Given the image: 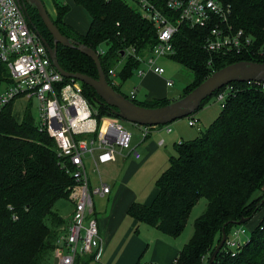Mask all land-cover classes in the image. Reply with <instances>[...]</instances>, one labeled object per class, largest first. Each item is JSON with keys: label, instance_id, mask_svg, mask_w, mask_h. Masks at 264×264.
I'll use <instances>...</instances> for the list:
<instances>
[{"label": "trees", "instance_id": "obj_1", "mask_svg": "<svg viewBox=\"0 0 264 264\" xmlns=\"http://www.w3.org/2000/svg\"><path fill=\"white\" fill-rule=\"evenodd\" d=\"M218 1L223 18L215 20L216 24L227 31L241 29L251 36L252 45L249 51L210 53L204 47L207 28L181 24L173 36L175 53L170 57L191 72V80L181 95L227 64L241 60L264 63V0ZM73 2L83 7L91 18L85 33L77 32L63 21L68 5L55 3L52 20L62 34L79 43L93 49L102 43L107 45L98 56L109 82L112 81L108 69L114 68L122 52L134 47L143 54L156 41L152 23L125 0ZM27 15L52 45L51 35L33 6L27 5ZM56 56L64 70L97 77L94 61L77 48L59 43ZM139 63L128 55L117 76L130 77ZM10 79L8 67L0 62V90ZM81 83L85 96L100 114L116 116L90 85ZM228 83L234 89L226 94L220 111L205 130L174 142L176 153L169 154L167 166L156 177L157 192L152 201L149 204L133 201L127 208V213L138 221L177 236L193 204L201 196L206 198L205 207L194 218L192 233L173 264H206L220 239L222 227L226 238L212 264H264V214L234 252L226 244L235 226L245 227V221L239 224L235 221L241 217L248 220L264 202V87L253 80ZM112 85L120 90L115 83ZM224 86L204 98L197 110L205 99ZM125 95L149 106L171 100L165 96L138 99ZM12 101L0 108V264H44L63 231H59L60 225L67 222L55 203L68 197V186L74 178L61 167L55 142L38 128L30 105L22 114L14 113ZM197 110L187 116H194ZM97 263L91 254H78L75 258V264ZM134 264L154 263L138 258Z\"/></svg>", "mask_w": 264, "mask_h": 264}, {"label": "built area", "instance_id": "obj_2", "mask_svg": "<svg viewBox=\"0 0 264 264\" xmlns=\"http://www.w3.org/2000/svg\"><path fill=\"white\" fill-rule=\"evenodd\" d=\"M132 2L139 9L141 17L154 26L156 39L152 48L143 54L137 53L134 47L127 49L128 55L145 66L137 69L138 75H143L146 70L159 75L164 73L158 60L174 55L172 39L181 24L207 28L204 47L210 53L249 51L252 45L251 36L241 29L227 31L216 24L215 20L223 18L218 0ZM95 51L98 55L104 53L100 48ZM0 62L6 64L11 77V81L0 90V108L21 94L34 96L36 124L53 138L56 152L61 158V167L74 178V182L68 186L72 210L54 247L57 264H75L78 254H91L92 259L99 262L102 244L97 219L93 214V194H105L110 186L101 179L97 184H92L87 164L90 162L93 170L98 171L99 163L114 160L118 154L139 157V151L134 145L131 146L132 133L118 120L109 118L104 133L98 136L101 119L98 108L85 96L79 79L64 77L55 69L45 45L25 14L21 0H0ZM115 73V68L108 69L111 84L114 83L112 77ZM253 81L260 82L264 87V81ZM165 83L172 85L173 81L167 77ZM224 85L215 94L221 105L226 94L234 89L231 83ZM128 94L133 97L134 90ZM187 118L190 125L198 126L196 116ZM138 126L143 139L161 124ZM165 129L170 130L168 124ZM244 235L245 227L242 225L231 230L226 244L232 252L245 240Z\"/></svg>", "mask_w": 264, "mask_h": 264}, {"label": "crops", "instance_id": "obj_3", "mask_svg": "<svg viewBox=\"0 0 264 264\" xmlns=\"http://www.w3.org/2000/svg\"><path fill=\"white\" fill-rule=\"evenodd\" d=\"M59 5H68L69 7L68 11L63 15V21L77 32L82 34L85 33L91 21L87 11L83 7L75 4L73 0H68L66 3ZM72 7L81 8L80 10H84V12L88 14V21L84 26L73 22V20L76 19V11H72ZM144 67L143 64H139L132 73V75L135 74L136 77L139 78L138 81L142 83L138 92H141L142 96L144 94V99L163 96L169 97L167 95L165 77L151 70H146L143 75L137 74V69ZM116 77L117 72L115 76L112 77L115 84H117ZM152 78L159 79L161 84L159 86L156 85L153 83ZM131 90H134V96L137 98L136 91L138 90V85H133L128 93H130ZM194 116L198 115L194 113ZM212 116V114L209 115L208 122L214 118ZM198 121L200 120L198 119ZM182 122L185 123V120L176 118L172 124H168L170 130H166L165 126H159L152 130L153 134L150 132L143 139L135 140L136 144L142 143L146 147L144 152H140L137 149L140 153L139 157H135L132 154H118L114 160L103 163L107 166L116 165L115 170L108 174L106 179L102 178L99 169L96 172V176L90 177L92 184H97L99 179H101L110 186V190L105 194H93L99 197L96 204L93 198V214L97 219L98 231L102 244L101 258L97 264H134L138 258L148 260L154 264H173L180 248L188 238L187 234L185 233L183 236L182 234L181 236L180 234L172 236L164 233L153 225L138 221L136 218L129 215L127 213V208L133 201H140L145 204H149L152 201L157 192L155 179L167 166L166 160L164 159L161 162H156L154 171L151 169V175L149 177L151 183H142L141 187L136 190L133 186L134 178L143 169V166L139 168V165L145 164L159 148L164 146L166 150L167 146L165 145L172 143V146H174L173 144L175 141L183 139V134H192L187 133L186 130L183 129ZM188 125L193 126L189 123ZM176 138L178 139L175 140ZM87 165L89 173L91 171H96L93 170L90 162H88ZM262 189H264V182L262 184ZM69 204L72 210V203L70 202ZM44 264H57V257L55 256L54 249L46 258Z\"/></svg>", "mask_w": 264, "mask_h": 264}, {"label": "water", "instance_id": "obj_4", "mask_svg": "<svg viewBox=\"0 0 264 264\" xmlns=\"http://www.w3.org/2000/svg\"><path fill=\"white\" fill-rule=\"evenodd\" d=\"M23 9L27 15V5L33 6L43 22L45 28L51 35L52 45L36 29V34L45 45L49 57L55 69L64 77L77 78L83 83L90 85L95 91L98 99L111 107L112 112L119 118L134 122L136 124H165L170 121L187 116L199 107L201 101L212 94L213 91L232 80H262L264 81V63L241 60L227 64L209 76L203 78L199 83L189 89L183 95L162 105L149 106L135 102L128 98L123 92L114 88L106 77L95 49L79 43L78 41L62 34L47 12L43 0H21ZM62 44L75 47L88 57L96 66L97 77L81 72H68L64 70L57 61V45ZM123 55V52H122ZM264 201V198L263 200ZM247 217H241L235 221L236 224L243 223ZM226 238L224 227L216 246L212 250L206 264H212L216 254L222 247Z\"/></svg>", "mask_w": 264, "mask_h": 264}, {"label": "rangeland", "instance_id": "obj_5", "mask_svg": "<svg viewBox=\"0 0 264 264\" xmlns=\"http://www.w3.org/2000/svg\"><path fill=\"white\" fill-rule=\"evenodd\" d=\"M67 1L68 0H43V3H44V6H45L47 12L51 16V18H53L55 16L54 4L55 3L63 4V3H66ZM125 2L129 6H131L133 8L135 7L132 0H125ZM72 8H73L72 11H76L75 12L76 19H74L73 22H75L78 25L84 26L86 24V22L88 21V16H87L88 14H86L84 12V10H80L81 8L80 9L75 8V7H72ZM98 48L105 50L107 48V45L102 43L100 45V47H98ZM127 57H128V54L125 52L123 54V56H121V58L119 59L118 62H114L113 65H114L116 72L121 71V69L124 65L125 59ZM158 64L162 65V67L164 68V73L162 74V77H165V78L169 77L173 81L172 85H167V95L169 96V98L171 100L178 98L183 93L184 86L188 83V81L191 80V77H192L191 72L189 70H187L184 66L179 64L176 60H173L172 58H161L158 60ZM138 80H139V78H137L135 74H133L130 77H126L124 79H122L118 75L116 77V81H117L116 86L121 90V92L128 94V92L132 88V86L137 84L138 85V90L136 91L137 98L138 99H144V97H143L144 94L142 96L141 92H138L140 90V86L142 84ZM152 80H153V83H155L158 86L161 84L159 79L152 78ZM10 81H11V79H10ZM114 83H115V81H114ZM4 84H5V82L2 83V86ZM205 100L206 101L203 103V105L195 112L198 115V116H196V118H198L200 120V121H198V126L197 125H193L194 127L189 126L187 123L188 118H186V116L179 117V118H182V120H185V123L182 122L183 129L186 130L187 133H192V134H183L182 135L183 139H186L188 137L190 138L192 136L194 137V136L200 134L201 132H203L209 123L208 122L209 115L212 114L213 115L212 117H215L218 114V112L220 111L221 104L219 103V100H218L217 96H215V94H213L212 96H210L209 98H207ZM28 104L30 105L31 112H32L33 116L36 117L37 109H36V99L34 98V96L32 98H30L29 94L24 93V94L17 96L10 103V105L12 106L13 112L14 113L16 112L19 114H22V111L25 109V107L28 106ZM109 118H114V119L118 120L125 128H127L128 130L131 131V133H132L131 140H130L131 146L135 145L136 149H138L140 152H144L146 150V147L142 143L141 144L135 143V140L141 139V132H140V128H139L138 124H136L134 122H130V121L125 120V119H122V118H119V117H116V116H113V115H109L108 113H101L98 136L102 135L104 133L106 120ZM179 118H177V119H179ZM174 120H176V119H174ZM174 120L170 121L169 123L161 124V126H165L166 124H172V122ZM151 134H153V131H151ZM190 135H192V136H190ZM177 139L178 138H176L175 140H177ZM165 146H167L166 150L164 149V146H162V148H159L155 152V154L153 156H151V158L148 161L145 162V164L139 165V168L143 166V169L134 178L133 186L135 187L136 190H138L141 187L142 183H148V184L151 183V181H149L150 180L149 177L151 175V169H152V171H154V165L156 164V162H161L162 160L165 159L166 164H168V162H167L168 161L167 160L168 154L176 153L174 146H172V143H170L169 145H165ZM130 157H132V156H130ZM149 162H150V164H149ZM115 168H116L115 164L112 166H107V165H104L103 163L98 164V169L101 173L102 178H104V179H106L108 174L113 172L115 170ZM96 172L97 171H95V172L91 171L89 173L90 177L96 176ZM93 198H94V202L96 204L99 197H97V195H93ZM69 201H70V199H69V197H67L66 199H59L55 203L56 207L59 208V213L64 217V220H68L69 214L71 212ZM205 204H206V198L203 196L199 197L197 199V201L193 204L191 211L189 213L188 219L186 221V224H185L182 232L180 233V236H181V234L183 236V234H185V233L187 234V237L190 236V234L192 233V230H193V220L204 209ZM263 214H264V202L257 209V211L252 215V217H250L247 221H245L243 223V225L245 226V229H246V234L243 236L244 239L247 237L248 234H250L252 228L257 224V222L260 220V218L262 217ZM65 224L66 223H63L60 225L59 231L64 230ZM62 232H60L59 234H61Z\"/></svg>", "mask_w": 264, "mask_h": 264}]
</instances>
